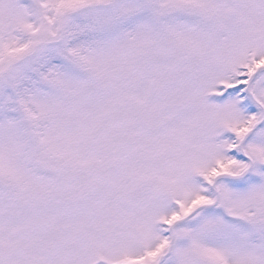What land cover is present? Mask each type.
I'll list each match as a JSON object with an SVG mask.
<instances>
[{"label": "snow or ice", "instance_id": "6c2138e0", "mask_svg": "<svg viewBox=\"0 0 264 264\" xmlns=\"http://www.w3.org/2000/svg\"><path fill=\"white\" fill-rule=\"evenodd\" d=\"M0 264H264V0H0Z\"/></svg>", "mask_w": 264, "mask_h": 264}]
</instances>
